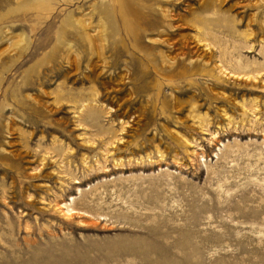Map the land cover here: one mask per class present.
<instances>
[{
    "label": "rangeland",
    "instance_id": "obj_1",
    "mask_svg": "<svg viewBox=\"0 0 264 264\" xmlns=\"http://www.w3.org/2000/svg\"><path fill=\"white\" fill-rule=\"evenodd\" d=\"M118 1L0 0V264H264V0Z\"/></svg>",
    "mask_w": 264,
    "mask_h": 264
},
{
    "label": "bare ground",
    "instance_id": "obj_2",
    "mask_svg": "<svg viewBox=\"0 0 264 264\" xmlns=\"http://www.w3.org/2000/svg\"><path fill=\"white\" fill-rule=\"evenodd\" d=\"M4 0H2L3 2ZM160 2L163 1V3L165 5H162L161 7H159L158 9L152 10L153 14L151 16L154 17V19H149L147 21V25L150 26L149 28H151L152 30H157V32H161L162 31V27L164 29H167L168 27H170V21H171V17H170V11L172 9H170V6L168 4H173L174 6H177L179 3H181L182 0H158ZM208 1V0H207ZM1 2V3H2ZM205 4V3H204ZM159 5V4H158ZM161 5V4H160ZM203 5V4H202ZM118 6L120 7V15H121V19L123 21V23L125 24V26H127L128 30L131 32V39H132V47L136 48L138 46V41L141 38V34H139V30L138 29H134L132 26L128 25L130 24L129 20H127L126 16L127 13L129 11H133V7L130 4V0H119L118 1ZM257 8H264V2L262 4H258ZM200 11H204V10H209V9H214L218 12V15L216 17V19H218L219 16L223 15V12L226 11L225 9H222V6L220 4L219 1L217 0H210L208 3H206L205 5H203ZM221 14V15H220ZM150 16V17H151ZM89 18H87L88 20ZM137 19V18H136ZM80 20V19H79ZM135 20V18L133 19ZM88 23V21L86 22V24ZM132 25V24H131ZM86 26V25H85ZM90 26V25H89ZM217 26V25H216ZM94 35V34H93ZM97 37V36H96ZM156 38V37H155ZM151 39V38H150ZM149 39V40H150ZM160 40V39H159ZM200 41V39H199ZM153 43H151V47L152 49H156V45L155 43L157 42V40H153ZM100 43V42H99ZM163 54V53H162ZM161 57L165 58V55L163 54ZM168 61V60H167ZM120 62V61H119ZM122 62V60H121ZM133 64V63H132ZM148 67H150V65H147ZM147 76V75H145ZM144 76V77H145ZM72 210V209H71ZM70 211V210H69Z\"/></svg>",
    "mask_w": 264,
    "mask_h": 264
}]
</instances>
